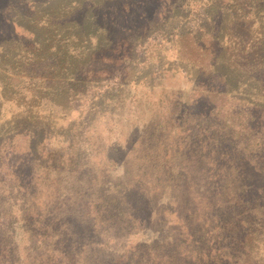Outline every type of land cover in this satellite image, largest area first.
Masks as SVG:
<instances>
[{
    "label": "trees",
    "instance_id": "obj_1",
    "mask_svg": "<svg viewBox=\"0 0 264 264\" xmlns=\"http://www.w3.org/2000/svg\"><path fill=\"white\" fill-rule=\"evenodd\" d=\"M233 36L238 73L222 71L209 31L190 48L181 44L199 74L190 101L179 93L163 116L104 144L96 161L85 155L86 131L119 97L92 100L85 120L62 135L64 148L45 145L46 116L18 114L5 133L10 158L0 161V264H264V103L234 94L247 86L241 72L261 73V34L250 45ZM122 43L118 35L106 50L91 46L86 59L117 66L131 58ZM18 54L4 65L12 73L0 80L4 98L17 81L35 84L38 76L43 98L58 105L76 89L65 76L49 79L47 69L60 67L52 52L27 63L26 51ZM59 55L66 71L109 73L82 64L73 47ZM259 84L250 90L261 92ZM18 135L22 151L14 147Z\"/></svg>",
    "mask_w": 264,
    "mask_h": 264
},
{
    "label": "rangeland",
    "instance_id": "obj_2",
    "mask_svg": "<svg viewBox=\"0 0 264 264\" xmlns=\"http://www.w3.org/2000/svg\"><path fill=\"white\" fill-rule=\"evenodd\" d=\"M75 6L78 8H71ZM207 31L217 41L219 66L232 76L241 69L233 47L234 32L243 36L241 42L245 45L258 42L261 34V73L241 72L247 86L234 94L246 99L255 97L264 103V0H0V80L12 75L4 65H14L18 52L26 51L25 63L36 53L42 56L52 52V63L60 67L53 73L51 68L47 69L49 79L65 76L76 85L74 92H68L58 105L43 98L44 90L37 82L39 76L35 84L17 81V90L8 91V98L2 96L0 82V161L10 158L5 133H9L8 125L17 120L18 114L46 116L51 136L45 145L64 148L66 141L62 135L73 134L78 122L85 120L92 100L114 95L120 98L118 104L103 112V118L94 125L96 130L91 126L84 137L85 155L96 161L102 156L104 144L115 138L123 141L129 127H141L163 116L179 93L182 102L190 101L199 74L181 54V44L190 48L191 41ZM180 34H185L181 41ZM118 35L126 39L123 48L128 49L131 58L117 66L86 59L91 46L106 50ZM68 47L84 54L82 64L94 69L105 67L109 73L66 71L68 60L61 64L63 57L59 53ZM182 74L187 76L186 80L181 78ZM123 77L128 82L120 81ZM258 79L261 92L255 93L250 87ZM123 99L126 102L122 104ZM112 112L120 113L121 118L111 117ZM93 131H101V135ZM13 143L16 150L22 151L26 140L18 135Z\"/></svg>",
    "mask_w": 264,
    "mask_h": 264
}]
</instances>
